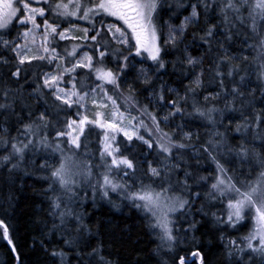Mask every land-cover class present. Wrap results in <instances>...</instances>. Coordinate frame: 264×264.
<instances>
[{
	"label": "snow or ice",
	"instance_id": "obj_1",
	"mask_svg": "<svg viewBox=\"0 0 264 264\" xmlns=\"http://www.w3.org/2000/svg\"><path fill=\"white\" fill-rule=\"evenodd\" d=\"M190 26L198 57L180 55ZM170 52L183 96L156 87ZM26 177L53 264H117L88 222L114 195L156 264H208L197 216L228 264H264V0H0V238L17 264Z\"/></svg>",
	"mask_w": 264,
	"mask_h": 264
},
{
	"label": "trees",
	"instance_id": "obj_2",
	"mask_svg": "<svg viewBox=\"0 0 264 264\" xmlns=\"http://www.w3.org/2000/svg\"><path fill=\"white\" fill-rule=\"evenodd\" d=\"M187 14L188 12L181 10V14L174 17L172 23L179 25L183 16ZM167 18V15H165L164 19L167 20ZM194 34L197 38L200 35L199 32L194 33L193 27L190 26L185 44L180 46L181 56L190 54L198 57L202 55V50L198 48L197 44L192 42ZM185 45L188 46L187 52L184 51ZM176 55L175 52H170L165 57L168 62V72L156 81V87L158 88L161 82H166L169 87L180 88V95L183 96V88L177 79L178 73L176 75L172 74V61L176 58ZM207 66L206 62L205 67ZM138 67L140 65H137ZM135 75V71H132L128 81L134 80ZM187 82L185 81V83ZM137 87H141L139 82H137ZM177 122L179 121L177 120ZM224 123L227 124L228 121L225 120ZM201 174L206 175L207 173ZM39 191L40 185L34 184L31 178L26 177L24 192L21 193L17 215L14 220L13 231L14 241L18 247L22 264H53L52 260L44 256L39 246L41 238L40 228L42 225L37 222L44 216L43 211L37 210L42 200V197L36 194ZM113 202L121 205L118 210L108 203H101L94 209L91 205L88 206V211L93 213L88 222L94 227L99 225L101 238L105 243V251L111 254L117 264H156V260L151 258L155 242L148 234L143 219L134 208L128 206L126 202L122 203L118 196H113ZM40 207H46V204L40 205ZM196 220L198 224L195 235L199 241V246L203 248L207 255L208 264H228L227 255L223 246L219 243V233L215 232L211 218L201 219L200 216H197ZM246 231L245 229L233 235H243ZM33 239L37 241L35 247H33ZM47 246L49 251H51L52 248L59 247V244L53 237L51 244ZM193 249L194 246L190 244L184 250L179 251L178 255H184L185 252L190 254ZM0 264H17L15 255L11 251V246L2 238H0Z\"/></svg>",
	"mask_w": 264,
	"mask_h": 264
}]
</instances>
